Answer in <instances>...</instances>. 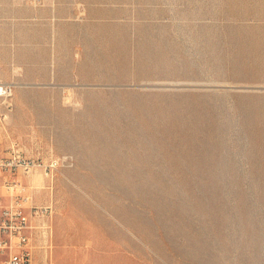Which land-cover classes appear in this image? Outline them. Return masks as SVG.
<instances>
[{"label": "rangeland", "instance_id": "1", "mask_svg": "<svg viewBox=\"0 0 264 264\" xmlns=\"http://www.w3.org/2000/svg\"><path fill=\"white\" fill-rule=\"evenodd\" d=\"M0 82L54 264H264V0H0Z\"/></svg>", "mask_w": 264, "mask_h": 264}, {"label": "built area", "instance_id": "2", "mask_svg": "<svg viewBox=\"0 0 264 264\" xmlns=\"http://www.w3.org/2000/svg\"><path fill=\"white\" fill-rule=\"evenodd\" d=\"M16 86L0 82V129L12 109ZM52 166L25 157L14 147L0 155V264H54L51 257L53 221L50 208L36 206L21 176L50 172Z\"/></svg>", "mask_w": 264, "mask_h": 264}, {"label": "bare ground", "instance_id": "3", "mask_svg": "<svg viewBox=\"0 0 264 264\" xmlns=\"http://www.w3.org/2000/svg\"><path fill=\"white\" fill-rule=\"evenodd\" d=\"M137 160V159H136Z\"/></svg>", "mask_w": 264, "mask_h": 264}]
</instances>
